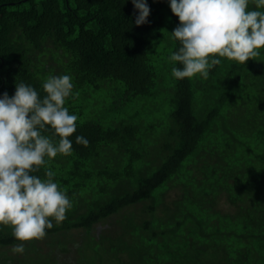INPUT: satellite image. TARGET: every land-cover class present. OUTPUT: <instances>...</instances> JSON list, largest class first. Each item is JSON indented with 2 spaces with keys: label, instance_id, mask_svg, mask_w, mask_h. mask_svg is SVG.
Listing matches in <instances>:
<instances>
[{
  "label": "trees",
  "instance_id": "1",
  "mask_svg": "<svg viewBox=\"0 0 264 264\" xmlns=\"http://www.w3.org/2000/svg\"><path fill=\"white\" fill-rule=\"evenodd\" d=\"M147 3L136 26L132 0H0V96L69 74L79 117L47 165L66 219L23 253L0 224V264H264V50L177 80L179 20Z\"/></svg>",
  "mask_w": 264,
  "mask_h": 264
},
{
  "label": "clouds",
  "instance_id": "2",
  "mask_svg": "<svg viewBox=\"0 0 264 264\" xmlns=\"http://www.w3.org/2000/svg\"><path fill=\"white\" fill-rule=\"evenodd\" d=\"M179 20L171 38L179 43L169 56L177 80L202 76L222 58L246 64L264 50V0H168ZM136 26L148 22L147 0H132ZM178 65V66H177ZM43 97L31 85L15 86V93L0 96V224L9 225L23 253L24 242L40 239L46 229L66 219L72 202L47 167L52 158L69 155V139L79 117L65 107L73 95L69 74L48 75ZM51 129L52 136L45 135ZM58 138V139H56ZM76 142L87 145L84 136ZM45 167L44 178L34 175Z\"/></svg>",
  "mask_w": 264,
  "mask_h": 264
},
{
  "label": "rangeland",
  "instance_id": "3",
  "mask_svg": "<svg viewBox=\"0 0 264 264\" xmlns=\"http://www.w3.org/2000/svg\"><path fill=\"white\" fill-rule=\"evenodd\" d=\"M154 116L156 117V115H154ZM158 117H159V115H158ZM111 221H112V220L106 221V223H104V225H102V226H98L96 229H97L98 231L101 230V229H104V230L108 229L109 226L111 225ZM96 233H97V232H96ZM96 233H95V234H96ZM81 235H82V234H81L80 232H78V231H75V232L73 233V236L76 237V238H80Z\"/></svg>",
  "mask_w": 264,
  "mask_h": 264
}]
</instances>
